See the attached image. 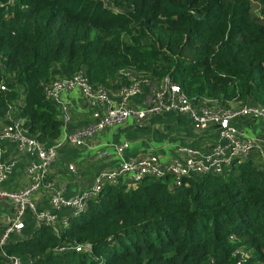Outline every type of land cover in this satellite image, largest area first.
Masks as SVG:
<instances>
[{"label": "trees", "instance_id": "obj_1", "mask_svg": "<svg viewBox=\"0 0 264 264\" xmlns=\"http://www.w3.org/2000/svg\"><path fill=\"white\" fill-rule=\"evenodd\" d=\"M128 71L168 76L195 103L264 104V0H0V122L12 112L50 146L64 121L47 83L83 72L119 90ZM62 170L55 161L49 179ZM84 242L92 251H58ZM6 250L28 264H264V161L255 152L177 186L123 176L59 236L27 213Z\"/></svg>", "mask_w": 264, "mask_h": 264}, {"label": "built area", "instance_id": "obj_2", "mask_svg": "<svg viewBox=\"0 0 264 264\" xmlns=\"http://www.w3.org/2000/svg\"><path fill=\"white\" fill-rule=\"evenodd\" d=\"M110 3L113 0H104ZM131 83L122 86L119 99L114 100L110 90L105 86L92 85L83 72L73 77L53 80L45 85V91L58 106L62 113L64 128L61 137L52 145L46 146L36 138L28 135L20 121L8 114L10 122L0 131V140L16 142L18 153L35 155L26 169L28 183L19 190L4 186L13 174L17 157L4 160L0 156V201L7 205L3 218L0 219V254L2 264H28L20 256L9 254L6 246L13 236H22L26 227L27 213L31 212L37 227L45 224L53 228L56 235L69 226L70 218L78 216L87 207L89 200L96 198L107 183H116L125 176L129 186L136 185L147 176L163 178L171 175L174 184L181 185L183 178L193 175L215 173L221 174L231 168L236 161H241L259 151L264 161V104H246L244 106L221 105L212 99H201L195 103L181 86L170 77L163 78L151 95L142 104H133L132 99L137 96L142 86L150 79L131 75ZM5 83H0V90H6ZM79 90L85 100L92 107L93 122L87 127L74 131H67L71 120L64 94ZM165 112H180L188 115L193 121L194 128L205 132L217 129V139L209 150L195 151L185 149L182 156L169 161H163L158 155H141L125 158L129 147L128 142L91 143L90 139L96 132L114 124H120L134 119L138 123L149 115ZM66 145L86 148L95 151L99 157L115 156L122 161L117 168L100 171L93 183L76 193L67 195L59 184V174L49 179L52 165L60 149ZM67 172L75 174L77 167L74 162L68 163ZM45 192L50 209L41 208L36 201L38 192ZM91 242L70 243L58 248V251H92ZM246 254L243 252V255ZM238 264H241L240 262Z\"/></svg>", "mask_w": 264, "mask_h": 264}, {"label": "crops", "instance_id": "obj_3", "mask_svg": "<svg viewBox=\"0 0 264 264\" xmlns=\"http://www.w3.org/2000/svg\"><path fill=\"white\" fill-rule=\"evenodd\" d=\"M130 72L133 77L136 76L133 71ZM159 82L154 80L146 82L142 86L141 92L131 102L138 105L144 103ZM110 93L114 100L119 99L118 90H111ZM64 100L71 116V120L67 125V131L70 132L87 127L93 122L92 107L83 98L79 90L65 93ZM231 105L235 106L236 104ZM11 116L13 117L14 113L11 112ZM60 117L62 118L61 112ZM9 121L10 119L8 118L6 121L0 122V131ZM112 126H109L112 129L111 131H105V128L100 134L96 132L90 141L94 144L102 142H128L130 145L124 154L125 158H134L141 155H158L163 161H169L182 156L185 149L195 151L209 150L218 135L215 128L205 132L196 130L191 118L180 112L149 115L140 123L134 119H130L120 123L117 127L112 128ZM257 153L261 156L259 151ZM0 156L4 160L11 159L14 156L17 157L16 168L4 183V186L14 190L23 188V186H19V180L26 175L27 166L35 158V155L26 152L18 153L16 151V142L12 140H0ZM55 161L64 170V174L58 180L59 184L65 189V193L71 196L89 187L93 183L94 177L100 171L117 168L122 160L115 156L108 158L99 157L97 154L95 155V151H88L83 147L66 145L60 149ZM71 162H76L77 172L75 174L67 172L68 163ZM84 164L89 166L88 170L81 169ZM13 175H16V178H13ZM36 201L39 206L45 209L51 208L45 192H38Z\"/></svg>", "mask_w": 264, "mask_h": 264}, {"label": "rangeland", "instance_id": "obj_4", "mask_svg": "<svg viewBox=\"0 0 264 264\" xmlns=\"http://www.w3.org/2000/svg\"><path fill=\"white\" fill-rule=\"evenodd\" d=\"M186 115V114H185ZM188 116V115H187ZM119 124H114V126H112V128L113 127H117ZM105 130V129H104ZM111 131L112 129H111V127H108V128H106V130L105 131ZM102 132V130L101 131H98L97 132V134H100ZM74 163H76V162H74ZM78 165V164H77ZM77 167V166H76ZM88 168H89V166L88 165H86V164H84L82 167H81V169L82 170H88ZM22 176V175H21ZM13 178H16V175H13ZM12 179V178H11ZM28 183V178H27V176L26 175H24L20 180H19V186H25L26 184ZM18 186V187H19ZM6 207H7V205H6V203L4 202V201H0V219L1 218H3V216H4V213H5V210H6Z\"/></svg>", "mask_w": 264, "mask_h": 264}, {"label": "water", "instance_id": "obj_5", "mask_svg": "<svg viewBox=\"0 0 264 264\" xmlns=\"http://www.w3.org/2000/svg\"><path fill=\"white\" fill-rule=\"evenodd\" d=\"M196 16L199 17V18H204L203 16L200 17L198 14H196Z\"/></svg>", "mask_w": 264, "mask_h": 264}]
</instances>
